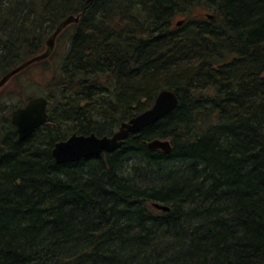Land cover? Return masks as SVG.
Listing matches in <instances>:
<instances>
[{
    "label": "trees",
    "instance_id": "1",
    "mask_svg": "<svg viewBox=\"0 0 264 264\" xmlns=\"http://www.w3.org/2000/svg\"><path fill=\"white\" fill-rule=\"evenodd\" d=\"M71 15L40 62L48 121L11 122L35 80L0 101V264H264V0H0V80ZM164 89L178 107L120 149L56 163Z\"/></svg>",
    "mask_w": 264,
    "mask_h": 264
},
{
    "label": "water",
    "instance_id": "2",
    "mask_svg": "<svg viewBox=\"0 0 264 264\" xmlns=\"http://www.w3.org/2000/svg\"><path fill=\"white\" fill-rule=\"evenodd\" d=\"M80 17L70 16L63 21L47 41L46 51L19 65L0 80V90L16 75L30 66L47 60L53 53L58 37L70 25L78 23ZM183 22H178L181 26ZM179 105V96L172 90L164 89L156 97L154 105L121 124L119 130L111 136H98L96 134L79 135L72 134L66 140L57 142L52 155L58 164L78 162L82 159L100 156L102 153H112L120 149L130 135L139 134L147 127L155 124L169 114ZM48 121V100L40 96L30 99L24 106L15 109L12 113L11 122L15 127L20 140H25L33 135ZM151 150H161L170 153L172 150L169 140L155 139L148 143ZM153 206L159 210L169 211L170 208L158 203Z\"/></svg>",
    "mask_w": 264,
    "mask_h": 264
},
{
    "label": "rangeland",
    "instance_id": "3",
    "mask_svg": "<svg viewBox=\"0 0 264 264\" xmlns=\"http://www.w3.org/2000/svg\"><path fill=\"white\" fill-rule=\"evenodd\" d=\"M180 20H181L180 17H176L175 22L177 21L179 22ZM71 32H72V29L69 31V33ZM65 38H67V36L62 37L63 39L62 42L64 41ZM59 50L60 49H59V41H58L55 51L53 53L54 55H52L53 57L51 56V58L48 60L52 67L57 63L59 59V55L61 54ZM57 52H58V55H57ZM41 64L42 63L34 64L30 66L29 68H27L26 70H24L23 72L16 75L13 79H11L7 83V85L0 90V101L4 100L7 97V95L15 91H17L15 95H18L19 88L22 89V84H27L28 82L32 80L37 81V83L39 84V86L37 87L38 89L36 90V95L42 96L43 95L42 87L48 85L47 83L49 82V79L53 74V70L51 69L50 71H44ZM20 82H22V84H19ZM30 91L35 92L34 89ZM15 101H17V99Z\"/></svg>",
    "mask_w": 264,
    "mask_h": 264
},
{
    "label": "bare ground",
    "instance_id": "4",
    "mask_svg": "<svg viewBox=\"0 0 264 264\" xmlns=\"http://www.w3.org/2000/svg\"><path fill=\"white\" fill-rule=\"evenodd\" d=\"M71 16H74V15H71ZM68 17H70V16H68ZM68 17H67V18H68ZM67 18H66V19H67ZM66 19H64L63 21H65ZM63 21H62V22H63ZM180 21H183V20H180ZM62 22H61V23H62ZM61 23H60V24H61ZM60 24H59V25H60ZM68 27H69V26H68ZM68 27H67V28H68ZM67 28H66V29H67ZM66 29H65V30H66ZM175 93H176V92H175ZM176 94H177V93H176ZM154 103H155V102H154ZM154 103H153V105H154ZM153 105H152V106H153ZM162 118H163V117H162ZM159 120H160V119H159ZM118 130H119V129H118ZM118 130H117V131H118ZM117 131H116V132H117ZM65 140H66V139H65ZM59 142H60V141H59ZM55 144H56V143H55Z\"/></svg>",
    "mask_w": 264,
    "mask_h": 264
}]
</instances>
